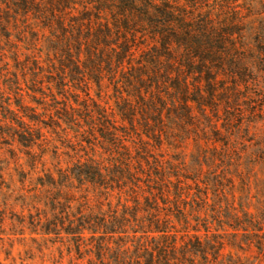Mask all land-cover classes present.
Instances as JSON below:
<instances>
[{
  "label": "trees",
  "instance_id": "obj_1",
  "mask_svg": "<svg viewBox=\"0 0 264 264\" xmlns=\"http://www.w3.org/2000/svg\"><path fill=\"white\" fill-rule=\"evenodd\" d=\"M0 108L53 264H264V0H0Z\"/></svg>",
  "mask_w": 264,
  "mask_h": 264
},
{
  "label": "rangeland",
  "instance_id": "obj_2",
  "mask_svg": "<svg viewBox=\"0 0 264 264\" xmlns=\"http://www.w3.org/2000/svg\"><path fill=\"white\" fill-rule=\"evenodd\" d=\"M5 115L0 108V122L5 120ZM27 160L16 146L0 142V264H53L54 260H59V254L49 249L42 247L41 252L32 249L37 245L30 237L35 235L22 234V226L16 218V214H24L32 206L31 199L22 200L21 191L30 184L28 177L20 174ZM63 260L67 262L66 258Z\"/></svg>",
  "mask_w": 264,
  "mask_h": 264
}]
</instances>
